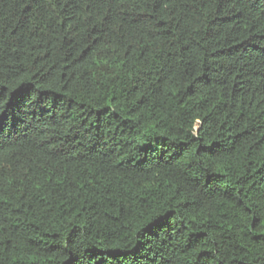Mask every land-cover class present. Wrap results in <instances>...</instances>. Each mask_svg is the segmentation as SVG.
Wrapping results in <instances>:
<instances>
[{
    "label": "trees",
    "instance_id": "16d2710c",
    "mask_svg": "<svg viewBox=\"0 0 264 264\" xmlns=\"http://www.w3.org/2000/svg\"><path fill=\"white\" fill-rule=\"evenodd\" d=\"M0 264H264V0H0Z\"/></svg>",
    "mask_w": 264,
    "mask_h": 264
}]
</instances>
